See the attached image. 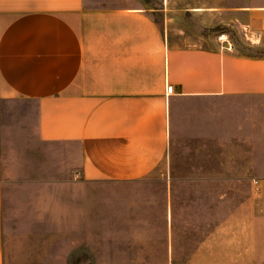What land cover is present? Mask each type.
<instances>
[{
    "label": "crops",
    "instance_id": "obj_1",
    "mask_svg": "<svg viewBox=\"0 0 264 264\" xmlns=\"http://www.w3.org/2000/svg\"><path fill=\"white\" fill-rule=\"evenodd\" d=\"M224 18L245 32L253 54L242 53L230 42L220 44L214 32L207 31L220 24L212 20ZM189 19L197 21L195 27ZM167 84L174 87L169 97ZM262 97L264 0L226 8L173 7L170 0H125L115 5L0 0V264H84L22 261L27 253L15 255L7 247L3 103L35 102L39 138L69 148L79 167L77 179L129 184L174 179L173 170L157 169L164 163L171 168L179 155L188 162L187 152L179 154L178 148L188 147L184 135L192 125L210 122L208 106L225 108ZM218 169L214 175L183 168L179 178H215L219 183ZM166 185L172 243L174 189L171 182ZM184 193L180 190L179 195ZM216 195L219 207L218 188ZM180 207L183 211L182 202Z\"/></svg>",
    "mask_w": 264,
    "mask_h": 264
},
{
    "label": "rangeland",
    "instance_id": "obj_2",
    "mask_svg": "<svg viewBox=\"0 0 264 264\" xmlns=\"http://www.w3.org/2000/svg\"><path fill=\"white\" fill-rule=\"evenodd\" d=\"M93 1L115 5L125 0ZM246 1L170 0V5L226 8ZM186 21L193 27L197 22ZM211 22H220L219 32H214L220 44L230 42L242 53H254L242 29L229 25L226 18ZM208 107L210 122L192 125L184 135L188 147L178 148L179 154L187 152L188 162L179 155L171 168L164 163L157 169L173 170L174 179L119 184L77 179L79 167L69 148L39 138L35 102L3 103L7 247L15 255L27 253L21 260L28 262L264 264V97ZM216 167L219 183L215 178H179L183 168L215 175ZM167 181L174 189L172 243ZM180 190L186 193L179 195ZM211 222L209 227L195 226ZM203 239L207 242H197Z\"/></svg>",
    "mask_w": 264,
    "mask_h": 264
},
{
    "label": "built area",
    "instance_id": "obj_3",
    "mask_svg": "<svg viewBox=\"0 0 264 264\" xmlns=\"http://www.w3.org/2000/svg\"><path fill=\"white\" fill-rule=\"evenodd\" d=\"M165 93H166L165 94L166 97H169V96L173 95L174 94V87H173V85L167 84ZM255 184H258V182L255 181Z\"/></svg>",
    "mask_w": 264,
    "mask_h": 264
},
{
    "label": "trees",
    "instance_id": "obj_4",
    "mask_svg": "<svg viewBox=\"0 0 264 264\" xmlns=\"http://www.w3.org/2000/svg\"><path fill=\"white\" fill-rule=\"evenodd\" d=\"M219 30H220L219 26H218V27H215V28H213V32H219Z\"/></svg>",
    "mask_w": 264,
    "mask_h": 264
}]
</instances>
